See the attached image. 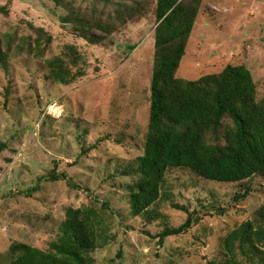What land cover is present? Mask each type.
<instances>
[{"label":"rangeland","instance_id":"rangeland-1","mask_svg":"<svg viewBox=\"0 0 264 264\" xmlns=\"http://www.w3.org/2000/svg\"><path fill=\"white\" fill-rule=\"evenodd\" d=\"M68 1L88 14L95 5L107 14L115 9L101 0ZM1 7L7 64L0 66V140L8 147L0 154V264H14L16 245L54 252L52 242L72 214L94 232L95 248L88 254L93 264L220 259L225 237L264 204V175L222 183L171 169L162 188L167 198L149 213H133L128 186L139 177L131 169L144 154L149 131L155 1L99 43L78 36L62 20L66 8L53 0H0ZM58 56L84 75L68 85L56 82L47 61ZM230 64L252 72L262 99L264 0H202L176 76L195 81ZM248 185L250 196L235 201ZM190 214L200 221L160 245L159 233L182 225ZM239 260L264 264L242 254Z\"/></svg>","mask_w":264,"mask_h":264},{"label":"trees","instance_id":"trees-1","mask_svg":"<svg viewBox=\"0 0 264 264\" xmlns=\"http://www.w3.org/2000/svg\"><path fill=\"white\" fill-rule=\"evenodd\" d=\"M53 1L67 10L62 20L91 43L103 41L120 25L144 14L155 1L149 131L144 154L131 169L139 177L128 186L135 215L149 213L152 205L167 198L162 188L171 169H189L201 178L222 183H241L264 175V97L257 99L252 72L245 65L230 64L220 73L207 74L195 81L176 76L202 0H101L115 7L108 14L99 12L96 5L88 14L72 1ZM95 29L103 34H96ZM47 41L50 43L51 38ZM135 48L136 45L130 46ZM73 63H77L75 57ZM6 64L7 54L0 41V66ZM47 66L52 78L65 85L84 75L80 69L73 73L59 56L48 60ZM7 147L0 140V154ZM51 178L59 177L54 174ZM251 192L248 185L244 192L236 193L234 200L246 199ZM174 206L188 211L184 205ZM217 211L224 214L223 209ZM199 221V217L190 214L182 225L167 226L158 235L159 244L163 245L170 236L185 233ZM90 228L72 214L62 235L52 242L54 252L16 245L12 248L16 255L14 264H93L88 255L95 248L94 232ZM222 252L220 259L209 264H241V254L264 262V204L253 220L242 223L225 237Z\"/></svg>","mask_w":264,"mask_h":264},{"label":"bare ground","instance_id":"bare-ground-1","mask_svg":"<svg viewBox=\"0 0 264 264\" xmlns=\"http://www.w3.org/2000/svg\"><path fill=\"white\" fill-rule=\"evenodd\" d=\"M52 109H55L54 107Z\"/></svg>","mask_w":264,"mask_h":264}]
</instances>
